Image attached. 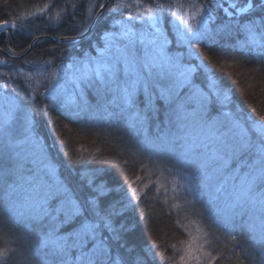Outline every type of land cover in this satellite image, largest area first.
Here are the masks:
<instances>
[{"label": "snow or ice", "instance_id": "6c2138e0", "mask_svg": "<svg viewBox=\"0 0 264 264\" xmlns=\"http://www.w3.org/2000/svg\"><path fill=\"white\" fill-rule=\"evenodd\" d=\"M92 7L103 10L106 5ZM189 7L187 14L173 13L179 21L174 32L160 27L162 4L153 7L133 0L108 8L109 19L121 10H128V16L112 19V30H103L99 37L103 47L96 45L98 55L85 53L83 68H77L75 60L68 64V69L76 70L61 76L64 85L54 81L55 70L49 75L38 72L47 80L49 100L39 112L74 106L75 116L89 112L109 123L123 120L130 139L143 134L136 141L138 153H148L149 159L156 157L155 162L170 164V172L175 169L182 175L193 198L186 201L190 210L202 217L197 204L207 196L209 219L228 229L233 242L237 236L231 231L246 228L255 241L253 250L260 253L259 264H264V124L242 112H226V119H221V109L230 98L221 82L205 71L212 60L197 47L204 40L230 35L235 26L246 34L241 47L264 60V0H205ZM99 19L97 15L95 23ZM216 20L220 23L210 27ZM137 21L143 26L139 30L134 29ZM9 26L16 29V21L0 20V33ZM169 45L186 46L187 59ZM0 79L4 80L0 83V223L22 226L18 247L7 246L12 243L7 233L0 236L5 241L0 246V264H155V245L138 249L127 240L135 230L127 217L130 208L138 207L133 200L141 199L139 189L116 195L113 186L92 178L95 173L79 185L60 179L34 134L35 113L27 105L29 99L35 104L38 97L29 98L30 85L21 97L20 85L10 73L0 72ZM68 83L75 89L95 88V110L87 102L76 104L67 94ZM153 127L155 132L150 134ZM175 223L187 231L179 219ZM188 235L191 240L181 242L186 248L181 250L180 264H214L217 256L205 248H212L211 234L203 232V243H196L199 237L191 232ZM19 239L25 243L20 245ZM234 255L235 264H245L248 258Z\"/></svg>", "mask_w": 264, "mask_h": 264}, {"label": "trees", "instance_id": "16d2710c", "mask_svg": "<svg viewBox=\"0 0 264 264\" xmlns=\"http://www.w3.org/2000/svg\"><path fill=\"white\" fill-rule=\"evenodd\" d=\"M90 1L92 0H0V20H15L17 24L16 29L10 27L0 33V62H3L0 63V72L10 73L13 80L19 83L17 90L21 97L25 94V88L31 86L24 74L31 73L39 65L47 68L46 61L53 62L51 66H55L60 61L80 57L86 50H94L96 45L102 46L99 37L106 27L112 30V19L120 20L128 16V10H121L109 19L108 8L117 2H133L95 0L93 4H89ZM105 1L106 7L99 13V23H95L97 17H94L99 8L92 6ZM193 2L203 3L205 0H140L144 5L164 6L160 23L166 32L175 30L176 18L173 13L185 14ZM45 4L51 14L57 10L63 12L60 14L62 21L59 24L47 23V17L43 13L32 15ZM169 5L171 12L168 10ZM73 13L75 15H72ZM132 14L135 15V11ZM218 15L224 20L228 19L222 12ZM21 18L24 22L23 29H20ZM93 21L92 27L78 39L77 36L83 34ZM218 23L219 20L212 21L209 26L215 27ZM141 27L143 26L138 21L135 22V30ZM117 28L119 25L115 30ZM91 34L93 39L87 38ZM245 41L246 34L234 26L230 35L217 36L214 41L204 40L197 47L212 60L210 67L205 71L218 79L228 92L230 99L227 107H230L234 114L242 112L256 122L264 124V121H260V117L264 116V60L254 52L249 53L242 48L241 45ZM29 45L32 47L29 48ZM168 47L173 52L182 51L186 56L185 46ZM3 82L4 80L0 79V83ZM41 84L38 90L30 87L29 98L35 94L38 99L35 104L29 99L27 107L30 112L35 113L38 127H35L34 131L39 135L49 158L55 163L58 177L70 181L73 185H79L87 179L89 173H95L92 178L113 186L116 195L132 187L139 189L138 195L141 199L133 200V204L138 207L135 210L130 208L127 217L135 224V230L127 236L131 246L139 249L155 245V264H173V261L178 264L184 246L181 242L188 239L186 230L175 223L179 219L185 226L191 222L202 232L211 234L209 239L212 248H206L217 256L214 264H235L234 253H240L242 258L247 256L245 264H252L253 257L255 264H259L260 253L253 250L255 241L249 238L246 228L232 230L230 234L237 236V242L231 241L229 230L209 219L210 206L206 196L197 204V208L203 212L201 217L190 210V205L186 203L193 198L186 192L182 175L177 174L175 169L170 172V164H159L155 162L156 157L149 159L148 153L141 154L136 151V141L142 139L143 134L130 139L126 135L123 120L118 124L109 123L99 116L93 118L89 112L75 116L74 106L64 110L52 109L41 115L39 109L42 104L49 103L44 87L47 80ZM97 101L95 88L82 87V97L78 98L76 104L87 102L95 110ZM154 132L153 128L149 129L150 134ZM59 140H64L65 144L61 146ZM137 176L142 179L137 181ZM189 226L186 227L189 229ZM0 229H3L0 236L7 233L6 239L12 241L7 246H19L16 241L22 233V226L0 223ZM24 243L23 239H19L20 245ZM174 244L175 248L172 247ZM0 246H5L3 239H0ZM170 257L172 260H169Z\"/></svg>", "mask_w": 264, "mask_h": 264}, {"label": "rangeland", "instance_id": "374dc122", "mask_svg": "<svg viewBox=\"0 0 264 264\" xmlns=\"http://www.w3.org/2000/svg\"><path fill=\"white\" fill-rule=\"evenodd\" d=\"M94 1L95 0L90 1L89 4H93ZM47 8L48 7L45 4L44 6L39 7L38 10L35 13H33L32 15L33 16H35L36 14L42 15V13H43L47 17V18H45V20H46L47 23L49 22L52 25L53 24L54 25L59 24L62 21V15H60V14H62L63 12L61 10H57V11H54L51 14L50 11H48ZM41 9H43V11H41ZM187 9L188 10H186V13L185 14H187V13H189L191 11V9L189 7ZM178 24H179V21L176 19L175 26L178 25ZM160 27H161V23H160ZM174 29H175V27H174ZM116 31H119V28H117ZM91 37L93 39V37H94L93 34H91L87 38H91ZM101 43H102V46H99V47H103V41L102 40H101ZM94 50L93 49L92 50H86V51H84V53H82L83 55H81L80 57H74L71 60L60 61V63H57L55 66L52 65L50 67L47 66V68H44L43 65H39V66L35 67V69L32 70L31 73H27V74H24V75H25L26 78H28V82L31 84L32 88L34 90H38L40 88V86H42V84H41L42 81L44 82V80H45V78L43 76H39L38 75V72H40V71H43L44 72L45 70H47L49 68L47 71H45V75H49L52 71L55 70L57 72V75L54 78V81H58L61 85H64L65 84V80L64 79H61V76H63L64 73H66V72L67 73H70V72L76 70V69H68L67 65L70 64V63H72L75 60V61H77V68H83V64L80 63V62L81 61H85L84 54L85 53H88L91 56L98 55V52L96 50V46L94 47ZM185 50H186V56L185 57H187V48H186V46H185ZM200 62H201L200 60H197L196 63H200ZM82 87L83 86H81V89H82ZM81 89H75L74 88V85L71 84V83H68L67 84V94H69V95H71L73 97V99L75 100V103L78 101V98L80 99L82 97V90ZM226 112H232L231 108L230 107L228 108L227 105L226 106H223L222 109H221V113H220L221 119H226V117L223 115V113H226ZM33 120H34V128L35 127H38L36 125L37 122H36V120H35L34 117H33ZM257 123H259V122H257ZM261 124H263V123H261ZM153 130L155 131V128L154 127H153ZM34 134L39 139V142L42 145V143L40 141L39 135L35 131H34ZM207 201H208V197H207ZM192 224H191V222L187 224V225H190V226H189V229L187 228V231L186 232L187 233L188 232H191L193 236H198L199 237V239L196 241V243H203V240H204L203 232L201 231V229L197 225L193 226ZM198 229H200V231H198ZM187 240H191V237L189 235H188V239ZM185 248H186V245L184 244L183 249H185ZM205 248H206V246H205ZM206 250H207V248H206ZM183 254L184 253L182 251L181 255H183ZM178 264H180V262Z\"/></svg>", "mask_w": 264, "mask_h": 264}, {"label": "water", "instance_id": "95a60500", "mask_svg": "<svg viewBox=\"0 0 264 264\" xmlns=\"http://www.w3.org/2000/svg\"><path fill=\"white\" fill-rule=\"evenodd\" d=\"M104 4H106V1L104 2ZM102 10L101 9H98V11H97V13H96V15H95V17H94V19L97 17V15H99V13L101 12ZM93 23H94V21L93 22H91V24H90V26L87 28V30L83 33V34H81V35H79V36H77V38L78 39H80L91 27H92V25H93ZM11 26H9L8 28H10Z\"/></svg>", "mask_w": 264, "mask_h": 264}]
</instances>
